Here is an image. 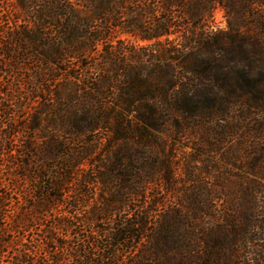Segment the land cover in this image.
<instances>
[{
    "label": "trees",
    "instance_id": "obj_1",
    "mask_svg": "<svg viewBox=\"0 0 264 264\" xmlns=\"http://www.w3.org/2000/svg\"><path fill=\"white\" fill-rule=\"evenodd\" d=\"M16 1L25 23L0 69L27 91L0 108V156L26 189L13 217L0 196V234L51 226L6 264H264V0ZM216 8L227 35L210 29ZM168 130L199 132L196 158L175 164ZM244 130L243 154L223 157Z\"/></svg>",
    "mask_w": 264,
    "mask_h": 264
},
{
    "label": "rangeland",
    "instance_id": "obj_2",
    "mask_svg": "<svg viewBox=\"0 0 264 264\" xmlns=\"http://www.w3.org/2000/svg\"><path fill=\"white\" fill-rule=\"evenodd\" d=\"M74 2V0H71ZM19 5H17L16 0H0V44L10 40L12 31L16 30V27H22L25 23V20H23V16L19 13ZM210 25V29L218 34H225L227 35L228 27H227V17L225 15V12L221 8H216L212 13V20ZM114 41H123L125 43V47L128 48L130 45H135L137 48H140L147 43L145 42H139L127 35L119 34L117 38ZM224 47L227 49V52L231 47V44L229 42L224 43ZM104 55V54H102ZM100 59H95L94 63H97ZM0 62L4 64L7 63L4 56L0 55ZM89 63V62H86ZM3 67V66H2ZM3 69V68H2ZM1 70V69H0ZM16 76L25 75V72L19 71L17 74H13ZM6 72V70L0 71V108L3 106H6L7 109H12L15 104H18L19 96L17 95V92L21 93V97L24 96L23 93L27 91L25 87L21 86L19 89V86H17V79L15 76H13ZM226 84L228 87L231 86V79L232 76L228 72L226 76ZM15 103V104H14ZM29 101V108H26L25 110H22L17 114L15 117V123L16 127H19L22 123H25L29 120V115L33 113V107H35L37 104ZM237 118H240L241 112L237 111ZM4 117L0 112V131L4 129ZM191 123L195 124V122L191 121ZM236 125H240L239 123ZM241 128V127H240ZM233 130L228 132L226 134L227 137L233 136ZM251 136L248 135L247 131H240L237 133L236 138L230 140V142L227 144L224 149L221 150V155L225 157L226 155H230L232 153L237 154H243V148L240 146L244 141H248L247 138ZM26 137V133H23V131H20L14 135L13 142L10 144L13 149H16V147L19 145V142ZM160 138L163 139V143L166 146L165 152L171 153L173 156V162L175 164L182 163L186 157H195L196 158V147L202 146V144H205L201 141V134L199 132H184V133H178L176 131H165ZM212 140H219V137L215 136L212 138ZM187 147V148H186ZM195 149V150H194ZM13 157V156H11ZM216 164H209V167L212 169L213 166ZM219 175V174H218ZM216 176V175H214ZM210 181L212 180L211 177H209ZM218 185L217 183H213ZM25 184L23 181L19 178V173L13 167L11 166V160L10 157L7 156L5 153L4 155L0 156V196L4 198V203L6 207L4 208V211H6V215L9 217H13L19 209L22 207L21 204L25 201L24 193H25ZM146 198L148 200H154V201H162L165 205H168L171 202H174L176 200V197L173 195H169L162 191L161 189H156L154 187H149L145 192ZM135 203L139 204L140 202L144 201L142 198H134ZM139 201V202H138ZM63 208H58L55 210L57 214L60 212H63ZM50 217H44L42 220V224L39 226L36 223H34L30 229L24 230L20 229L16 232H11L9 229V225H7L6 233L1 236L0 234V240H4L6 243H10V245H3L0 251V264H6L9 262L11 255L14 251V249H20L19 243H27L28 241H31L32 239H40V237L43 234V226L50 227ZM97 226V225H96ZM29 228V226H28ZM91 231L90 227L85 228L84 234H87ZM17 241L18 244L15 242Z\"/></svg>",
    "mask_w": 264,
    "mask_h": 264
}]
</instances>
